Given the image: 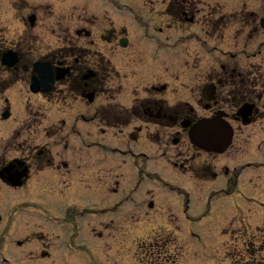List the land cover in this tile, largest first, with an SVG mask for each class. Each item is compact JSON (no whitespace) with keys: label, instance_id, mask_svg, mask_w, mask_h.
I'll list each match as a JSON object with an SVG mask.
<instances>
[{"label":"rangeland","instance_id":"rangeland-1","mask_svg":"<svg viewBox=\"0 0 264 264\" xmlns=\"http://www.w3.org/2000/svg\"><path fill=\"white\" fill-rule=\"evenodd\" d=\"M34 1H41L43 7L40 11L41 22L38 23L35 29H30L32 32L30 42L33 44L30 50L32 57L38 58L41 55H52L53 53L60 52L62 47L65 48L67 46L68 38L71 37V32L77 27L76 24L81 20H87L94 23V27L92 28L93 36L98 41V45L94 48L102 49L103 47H107L105 53L113 60L116 65L114 66L115 69L120 73L119 81L116 80V84L107 83L106 90H103L104 93L97 94L94 103L90 106L82 105L83 99L67 92L65 87L57 84V92L50 93L47 96H31V99L28 98L29 103H22L18 109L14 107L15 114L18 117L16 118L17 129L18 125L23 123L26 118H33L37 111L41 113L43 123L49 121L60 122L61 119H66L67 122L63 127V132L69 133L68 140L76 143L79 149L78 140L77 138L75 139V135H72V126L69 125L75 122L76 126H78V123H80L78 119L81 115H86L87 118L85 119L88 120L100 102H107L111 105L114 103L112 101L115 100L124 105H129L130 101L133 100L134 104L141 105V97L145 94L143 91L145 85L140 83L146 82V85H149L153 81L160 83L166 80L168 81V85L169 82L171 83L173 91L170 92L171 89H167L162 94L153 93V95H163V97L169 99L170 103L177 102L180 99L193 103V93L195 92V88L193 87L200 85L205 76L204 71L210 69L213 61L215 62V59H213L215 51L214 54L211 51L212 45L226 47L223 40L219 44L216 40H212L209 35L205 34L207 24L212 21L208 20V18L211 17L214 9H217L216 11L218 12L215 15L219 13H234V9L232 8L241 7L243 2L249 0H218V2L183 0L186 3L188 1L191 2L192 7L190 9L194 13V21L196 22L184 24V21H176L167 29L166 26H169V24L166 22L173 20L159 13L165 5H169L170 2L173 3L177 0H119L131 2L138 8V11L148 16L154 30L156 26H162L163 31L160 34L163 38L173 40L181 35H186L187 39L181 41L182 46L177 54L169 55V51L173 53L175 50L164 49L166 52L162 54V57L158 55L162 50L153 52V44L139 37L142 33L141 28L135 23L136 20H133V17L129 13H116L103 0ZM15 3L18 9L12 10V6ZM225 5L232 8H225ZM20 6L22 5L19 0H0V25H4L5 27L4 32L7 43L14 41L24 29L18 26L13 17L16 12L20 14L26 11L23 7L20 8ZM52 6H65V8L56 9L54 12H51L53 10ZM243 7L244 10L241 12L243 15L246 14V10H253L257 19L264 16V0H251L248 5H243ZM9 8L12 12L7 13L6 11ZM238 10L240 9L236 11ZM109 18L113 21L109 22ZM233 19L234 17L231 18L232 22ZM120 24L125 25L131 42L127 48L122 49L119 47L117 50H112L114 49L113 38L117 37L112 34V31L117 27L119 29ZM201 26L203 32L201 31ZM101 31L107 38L103 36L104 34L100 35ZM196 33L204 35L202 36L206 38L207 45L203 46L196 41L194 38V36H197ZM109 37L112 38L111 45H109ZM258 39H261L259 43H251L247 46V52L256 51L260 47L262 55L250 58L241 55V62H250L256 67L264 63L262 59L264 54V36L261 34L255 40L258 41ZM139 40L141 42L138 43ZM229 45L231 47V42H229ZM188 56L192 57V59L186 65L182 59L184 57L186 59ZM165 57L173 58L172 62L168 61ZM162 59H165L163 63L161 62ZM159 64L162 67L168 65L169 68H171V65H175L176 70L164 67L161 73L156 71L151 73V66L153 68L154 65ZM134 67L138 68L139 71V83L138 80L137 83L133 82L135 78L134 74L132 75L133 78H124L126 76L130 77V71ZM174 73L177 74L178 79L172 82L167 76L168 74L174 75ZM120 81L122 82V86L118 84ZM16 85L20 86L28 94L24 82L17 83ZM14 94L13 88L7 91V95L12 100L14 99ZM134 96L136 99H132ZM3 107L2 102L0 104V114ZM82 124H85L87 127L90 126L91 129L94 126V130L96 133L98 132V124L95 119L90 120L89 123ZM138 125L144 128L138 134L137 139L132 141L128 138V133L134 131ZM41 127L25 128L26 130L21 133L31 143L48 142L51 145L53 138L47 137L41 130ZM11 132L12 130L4 131L0 134ZM173 132V128L164 127V125L157 122L154 124H144L139 120H134L128 125L116 127L115 129H107L104 139L101 138L99 144H94L88 148L91 152V160H93L96 158L98 151L103 147L101 150H105L106 153V167L111 168L106 169L105 185L102 184L101 186L99 182L89 180L85 184L73 187L68 191H58L55 195L59 197L58 199L66 197L65 201L68 203L71 201V198H79V201H71L69 203L75 210L88 208L99 212V215L97 214L98 217L89 221L80 236V238L86 239L85 261L72 259L68 264H264V209L254 207L257 201L247 199L253 198L258 200L264 198V168L251 172L245 177H239V180L235 183V188L239 186L236 190L229 194L215 197L209 196L213 189L208 188L216 186V181L219 180H211V175L206 176L207 178L201 176L200 169H198L196 177L195 174L193 176L191 173L176 168L175 170L178 169V171L184 172L183 175L177 173L183 177L177 178L176 175H168V178L172 181L184 182L183 184L187 186L181 187H187L195 191L194 201H188L189 207L186 211H184L183 207L184 201L169 200L168 197L164 196L163 193H159L157 188H153L147 182L144 186L145 181L143 183L140 181L138 189L134 193H131L132 195L134 194V201L122 204L123 208L119 206L120 201L117 200L123 197L128 189L132 187L135 174L132 172V167H130L132 158L120 155L117 153V149L131 148L136 152L144 151L147 155L149 153L151 156L150 160H152L151 165L154 164L155 167L161 160H165L167 166H172L171 162L173 160L185 162L188 168L195 165L194 160L190 157V154L193 156L197 154L194 153V147L189 144L184 133H182L183 143L172 145L170 135ZM242 136L248 137L245 143L242 142ZM236 137L240 144L235 140L236 143L220 157L206 155L207 161L216 168L221 163H226L232 167L238 161L243 163L245 161H253L254 159L264 160V141H261L264 139V121L261 125L252 124L244 127L243 132H239ZM85 142L88 143L89 141L86 140ZM69 149L76 150L74 146H69ZM201 155L202 159L204 154ZM148 160V156L146 159L145 157H139L138 162L140 164L138 166L145 165V162ZM148 170L152 171L153 169L150 167ZM233 171L237 172L238 169H234ZM219 178L223 180L222 176H219ZM249 178H251V181H249ZM116 179L118 184H116L117 182L115 183ZM135 186L136 182L131 190ZM101 187L104 194L101 191ZM214 188L221 189L224 186L219 184ZM36 191L39 198L38 201H41L48 210L55 211V206L60 201L45 202V200H42L46 199L45 194L38 192L37 189ZM178 191L181 192L180 198L183 197L184 193L182 189H178ZM2 193L4 194V192ZM30 194L31 198L36 196L33 190ZM149 201L153 203L151 207L148 206ZM164 201L168 202L169 211L165 209L166 207H163ZM53 203H55V206ZM262 204H264V199L262 200ZM177 205L178 210L174 208ZM57 209L59 212V205ZM162 210L165 213H160ZM61 213L60 210L59 215ZM232 221H234V224L231 223ZM32 222L33 218L30 215L26 216V219L24 218V225L26 227ZM40 223L44 230H51L50 239L52 241L48 247V251L50 252V258L52 256L55 257L57 249L60 250V247L57 248V237L64 236L67 229H62L60 232L54 229V231L53 228L47 227L50 226L47 223L42 221ZM181 225H183L184 235H182ZM159 229L164 230L155 232ZM148 233L154 234V236L149 234L145 238ZM32 235L36 234L32 233ZM31 244H34V242H31ZM1 245L3 244L1 243ZM32 249V253H34L36 250L35 245L32 246ZM56 257L61 258L59 255ZM58 264L61 263L58 262Z\"/></svg>","mask_w":264,"mask_h":264},{"label":"flooded vegetation","instance_id":"flooded-vegetation-1","mask_svg":"<svg viewBox=\"0 0 264 264\" xmlns=\"http://www.w3.org/2000/svg\"><path fill=\"white\" fill-rule=\"evenodd\" d=\"M21 5L20 8L26 9L23 13L14 14L15 22L18 23V26L24 28L17 38L14 41L7 43V39L4 32V25H0V98L4 101L5 104L8 105L9 96L6 95V92L14 88L17 83L24 82L25 89L28 94L25 92V102L29 103L28 98L31 99L33 96L31 90L29 91L31 76H32V65L35 60H49L53 65L54 73L61 72V68L65 66L69 68L68 76L64 79H67L69 85L67 88L74 89V85L77 81H72L74 78L79 81V90H81V94H85L88 90L90 91L91 83L93 82L94 89L100 88V90H106L107 83L109 82V78L114 76L118 79L119 73L118 71L108 70L106 66V62L110 59L106 58V54L104 51H107V47H103L102 49H94L95 51L100 53V57L98 59L90 60L87 55L89 50L92 47L98 45V41L96 38H88L87 41H83L81 48L88 49L81 50L80 48H76L77 42L84 38L82 35H77V37L71 34V37L68 38V46L70 50L66 53H62L64 55H47L46 58L44 55H41L39 58H34L31 56L30 50L31 44L30 39L32 37V32L30 29H35L38 23L41 22L40 11L43 7L41 1L34 0H19ZM12 10H17L18 6L13 4ZM54 10L64 9L65 6H52ZM170 9V8H168ZM9 8L7 9V13L12 12ZM186 11L185 9L180 12L183 13ZM172 12L167 10V7H164V10L159 14H163L166 17L170 15ZM169 18V17H168ZM253 25L256 24V20L254 18H250ZM90 26L94 27V23L85 20ZM171 25L170 21L166 22ZM225 25H228L224 23ZM167 26L166 28H169ZM68 29V27H66ZM158 32H161L163 28L161 26L156 27ZM258 24L253 26V31L256 33L258 31ZM120 30V29H119ZM239 29V31H234L232 28H228V32H224L222 28H220L219 23H211L209 28H205V34L209 35L211 39L216 40L219 44L220 41H224V46L221 47L219 45H212V51H215L213 61L210 69L205 70V76L203 81H201L200 85L195 88V92L193 93L194 103H197L198 109L201 110V113H195V105L192 103L188 104L183 100L178 101V105L180 109L170 110L165 101V98L161 96H155L151 94L154 90H158L159 87H162L161 90H167L170 88L173 90L171 83L169 86L165 83H155L151 84L152 92H148V94L144 97L141 102V106H145V109H141V113L136 112V118L139 116H147V119L152 121L153 123L156 121L158 123L164 124V126H175L177 121L180 118L192 117L196 116H207L213 113H221L234 127V134L232 143L234 138L238 141L237 137L239 132H243V128L252 124L261 125L264 121V63L259 64L257 67L252 65L250 62H241V55L249 58L251 54H256L257 52H261V48H257L256 51H252L250 53L247 52V46L251 43H254L255 39L259 36L257 33L256 38L254 40L251 39L252 33L251 31L245 32V35L240 36L243 33ZM125 32V31H123ZM122 32H119V34ZM104 33L101 31L100 35L102 36ZM114 36H117V33H112ZM261 34L264 35V32L261 31ZM105 38L106 35H103ZM109 39V45L112 44V38ZM114 41V49L117 50L115 37ZM241 41V47L239 51L236 52L229 45V42L233 44H238ZM261 41V40H260ZM259 41V42H260ZM257 42V43H259ZM31 44V45H30ZM104 50V51H103ZM110 50V49H109ZM111 50V51H112ZM16 53L17 62L12 66H7L2 63V57L4 54ZM212 54V55H213ZM239 55V56H238ZM262 55V54H261ZM260 55V56H261ZM105 56V57H104ZM222 57V58H221ZM221 58V59H220ZM9 59V58H8ZM262 59L264 60V54ZM91 61V63H89ZM191 61V60H190ZM92 63L95 66L94 74L87 78H83L85 69H89ZM97 66V67H96ZM99 69V74L97 76V70ZM176 77V76H175ZM74 82V83H73ZM205 83L211 84L212 92L206 93L205 96L208 97L203 99L201 97V90ZM55 82L53 83L54 86ZM89 86V87H88ZM20 87V86H18ZM20 90L21 87H20ZM93 91V90H92ZM51 92H57L55 89ZM94 92V91H93ZM39 93H48V92H39ZM116 105V104H115ZM103 109L100 105V114L104 116ZM244 112L247 113V117L249 119V123L244 125L242 121L244 119ZM37 113H39L37 111ZM170 114L176 115V120L172 119ZM41 113H39V116ZM82 119H85L83 115H81ZM1 121H6V124H0V133L4 131H11V126L17 125V123H10L9 119H0ZM43 118L28 117L24 120L23 123L18 125V129L12 130L11 133H3L0 134V194L8 189H21L24 185H35L40 186L41 189L43 186H48L54 188L56 184L59 183L58 175L65 178L69 176L77 175L78 182L84 183L88 176L90 175V156L86 152H81L80 150H69L67 149L68 143L66 140H63L64 149H49L48 145L45 143H31L27 138L21 133L25 131L27 128H36L42 124ZM131 118L127 119V122L130 121ZM15 121V120H13ZM64 118L61 119V124L59 122H54L51 124V127L48 129L42 128L43 131L46 132L47 135L55 136L59 135L64 131ZM26 128V129H25ZM74 130V127L71 128ZM17 131V132H16ZM67 135V134H66ZM65 135H62V138H65ZM242 142L245 143L247 136H242ZM181 139V138H180ZM231 143V144H232ZM184 153V152H183ZM96 161L99 165H101V156ZM177 162H175V165ZM181 167L185 166V162L179 163ZM54 169L53 173L49 174V169ZM223 169L225 173H228V167L224 166ZM213 175L216 176L217 172L212 171ZM36 177V178H35ZM34 178V182L31 184L28 183L30 179ZM18 180L20 182V186H13V182ZM2 204V203H1ZM2 210H0V229H4V233L7 232V228L10 224V219L2 220ZM3 221L4 226L1 222ZM43 234H39V238H42ZM48 237V236H47ZM25 239H16L15 243L17 245L22 246L25 244ZM42 242V240H41ZM17 253V248H7L4 251V257L9 261H12L14 264H19L22 260L20 254Z\"/></svg>","mask_w":264,"mask_h":264}]
</instances>
